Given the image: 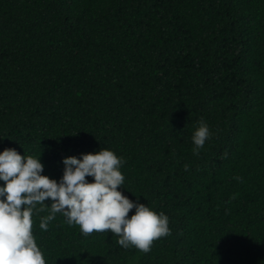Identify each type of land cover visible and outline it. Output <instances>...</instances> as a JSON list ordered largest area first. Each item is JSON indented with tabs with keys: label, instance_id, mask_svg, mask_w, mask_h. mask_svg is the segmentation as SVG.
Here are the masks:
<instances>
[{
	"label": "trees",
	"instance_id": "trees-1",
	"mask_svg": "<svg viewBox=\"0 0 264 264\" xmlns=\"http://www.w3.org/2000/svg\"><path fill=\"white\" fill-rule=\"evenodd\" d=\"M106 147L171 235L124 249L59 213L41 230L45 208L46 264H264V0H0V152L59 180Z\"/></svg>",
	"mask_w": 264,
	"mask_h": 264
},
{
	"label": "clouds",
	"instance_id": "clouds-1",
	"mask_svg": "<svg viewBox=\"0 0 264 264\" xmlns=\"http://www.w3.org/2000/svg\"><path fill=\"white\" fill-rule=\"evenodd\" d=\"M212 136L201 118L192 135L193 154L199 155ZM62 162L63 175L57 180L43 174L41 156H22L14 148L0 152V264H46L33 235L34 212L45 208L50 213L41 217V230L47 231L59 213L69 225L79 226L84 236L110 230L124 249L134 247L148 253L154 241L171 235L165 213L140 203L139 197L134 202L120 190L125 188L121 168L126 161L113 150L106 147L65 157Z\"/></svg>",
	"mask_w": 264,
	"mask_h": 264
}]
</instances>
